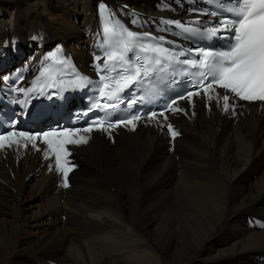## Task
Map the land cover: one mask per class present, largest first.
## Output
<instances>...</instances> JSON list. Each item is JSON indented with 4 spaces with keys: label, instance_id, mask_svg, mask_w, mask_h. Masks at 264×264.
I'll list each match as a JSON object with an SVG mask.
<instances>
[{
    "label": "bare ground",
    "instance_id": "1",
    "mask_svg": "<svg viewBox=\"0 0 264 264\" xmlns=\"http://www.w3.org/2000/svg\"><path fill=\"white\" fill-rule=\"evenodd\" d=\"M95 1L0 0V61L7 50L37 58L55 38L82 46L96 33ZM205 103L185 106L198 114L173 153L151 128L119 130L114 144L93 134L70 189L56 190L37 156L2 162L0 264H264V110Z\"/></svg>",
    "mask_w": 264,
    "mask_h": 264
},
{
    "label": "snow or ice",
    "instance_id": "2",
    "mask_svg": "<svg viewBox=\"0 0 264 264\" xmlns=\"http://www.w3.org/2000/svg\"><path fill=\"white\" fill-rule=\"evenodd\" d=\"M205 9L190 8L189 11L203 16H219L204 25L199 19L182 22L175 19H161L160 32L171 33L184 40H197L207 47L185 49L175 40L153 32L134 31L124 24L115 10L106 4H99L101 38L97 46L102 55H94V66L98 76L95 86V99L88 112L103 111L83 128L64 127L42 133L18 130L17 120L9 121L10 130L0 134V148L29 144L37 151L36 142L42 140L46 146L44 158L54 159L55 171L62 175V186L69 187L68 176L75 165L68 159V145L88 143L89 135L99 131L111 139L119 128L135 130L137 123L144 120L147 124L155 122L161 130H167L174 140L180 133L169 121V114L187 111L179 106V101L187 100L195 108V97L206 101L205 106L212 110V103L221 108L224 114L236 115L239 102L264 105V0H203ZM135 27L143 28L132 20ZM178 29L179 31H174ZM100 35V33H98ZM32 39H36L35 36ZM11 43H15L12 41ZM7 46V45H5ZM47 57L45 59H50ZM102 61V62H101ZM68 59L54 60L52 65L41 61L39 75L32 81V86L25 88L19 76L13 81L9 92L23 95L25 99H15L23 109L30 96H43L47 89L71 87L87 88L91 85L88 77L75 74L72 79H65ZM10 77H4L8 82ZM186 83L188 89L183 95L170 99L158 111H134L138 103H151L158 98L170 84ZM222 89L223 91H218ZM131 93V95H129ZM51 99V96L48 97ZM222 101V105H221ZM127 105L126 117L120 118L116 109ZM87 115V112L84 113ZM195 115V112H192ZM49 170L52 165L49 164ZM264 227V225H261Z\"/></svg>",
    "mask_w": 264,
    "mask_h": 264
}]
</instances>
